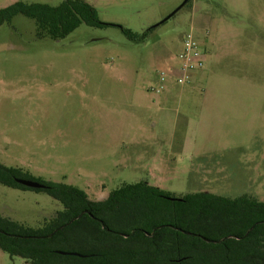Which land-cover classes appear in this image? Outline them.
Returning a JSON list of instances; mask_svg holds the SVG:
<instances>
[{
  "label": "rangeland",
  "instance_id": "1",
  "mask_svg": "<svg viewBox=\"0 0 264 264\" xmlns=\"http://www.w3.org/2000/svg\"><path fill=\"white\" fill-rule=\"evenodd\" d=\"M17 1L64 0L0 8ZM85 1L106 26L82 24L62 40L39 38L21 14L0 26V163L94 201L138 182L173 197L264 201V0ZM122 28L152 29L137 42ZM191 31L204 68L156 91ZM62 209L44 191L0 184V214L26 226ZM0 264L28 263L0 250Z\"/></svg>",
  "mask_w": 264,
  "mask_h": 264
},
{
  "label": "trees",
  "instance_id": "2",
  "mask_svg": "<svg viewBox=\"0 0 264 264\" xmlns=\"http://www.w3.org/2000/svg\"><path fill=\"white\" fill-rule=\"evenodd\" d=\"M18 14L35 21L39 38L62 40L82 24L106 26L85 0L55 7L17 1L0 8V26ZM151 29L141 35L122 31L139 42ZM17 179L31 178L0 163L1 185L44 191L63 206L38 228L0 214V250L28 264H264V201L248 194L230 198L199 191L173 197L138 182L94 201L69 184L39 180L46 187L31 189Z\"/></svg>",
  "mask_w": 264,
  "mask_h": 264
},
{
  "label": "built area",
  "instance_id": "3",
  "mask_svg": "<svg viewBox=\"0 0 264 264\" xmlns=\"http://www.w3.org/2000/svg\"><path fill=\"white\" fill-rule=\"evenodd\" d=\"M177 59L178 67H169L160 71L161 84L156 91L164 90L163 83L172 74L177 84L185 85L191 83L195 73L204 68L203 52L192 31L186 34L183 40V49L177 55Z\"/></svg>",
  "mask_w": 264,
  "mask_h": 264
},
{
  "label": "water",
  "instance_id": "4",
  "mask_svg": "<svg viewBox=\"0 0 264 264\" xmlns=\"http://www.w3.org/2000/svg\"><path fill=\"white\" fill-rule=\"evenodd\" d=\"M186 3V1L172 14L174 15L179 9H181V7ZM172 15H170L169 17H167L165 20H163L161 23L165 22L166 20H168ZM160 23V24H161ZM17 183L31 188V189H44L46 186L38 181H34L31 179H17ZM179 200V199H178ZM59 254H63V255H73V256H81V254L78 253H67V252H58Z\"/></svg>",
  "mask_w": 264,
  "mask_h": 264
}]
</instances>
